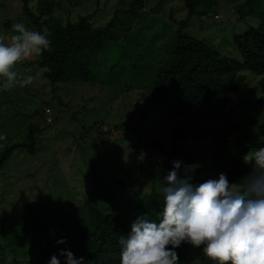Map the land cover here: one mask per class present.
I'll use <instances>...</instances> for the list:
<instances>
[{
	"label": "rangeland",
	"instance_id": "1",
	"mask_svg": "<svg viewBox=\"0 0 264 264\" xmlns=\"http://www.w3.org/2000/svg\"><path fill=\"white\" fill-rule=\"evenodd\" d=\"M57 1L60 7L55 10V16L61 22L94 12L91 22L96 27L104 26L115 10L126 8L129 2ZM35 4L36 0L28 3L34 13ZM182 4L181 0H146L144 8L137 13L139 16L121 15L123 26L116 28L115 41L106 43L88 65L96 75L95 82L56 84L53 88L36 65L39 56L29 57L15 66L18 73L31 75L33 80L29 85L0 91V135L4 137L0 139V153L24 142L29 125L37 128L36 150L29 154L24 148H18L0 167V264H27L35 252L33 246L41 231L27 224L21 233L25 213L32 215L33 220L39 213L48 216L54 211H71L86 198L97 209H113L115 179L132 184L130 193L121 196L123 203L119 206L122 215L123 211L126 216L132 215L127 204L128 199L134 200L132 189L137 191L135 188L140 183L138 191H147L148 182L140 179L149 178L148 172L156 178L161 176L157 168L166 175L172 168V161L167 163L168 159L183 161L182 148L199 165L196 173L199 183L221 173L211 159L215 138L209 132L197 136L206 127L219 129L217 119L203 111L205 115H201L196 131L198 118L192 117L195 110L171 118L148 101L154 69L170 55L177 22L186 18ZM233 4L219 0L215 20L212 16L191 18L182 33L239 60L232 36L243 32L253 21L250 18L237 21L234 12H229L237 6ZM19 22L31 28L22 13L21 0H0V37L6 43L14 34L11 25ZM252 98L247 90L238 92L232 97L230 107ZM45 107L51 112L52 124L45 123L39 113ZM239 109L242 114L231 118L232 128L224 139L226 155L242 158L263 139V115L261 110ZM176 130H186V133L180 142L175 141L177 151L173 152L174 144L169 141L171 132ZM138 140L141 150L132 155L131 146ZM156 140L167 153L157 151ZM146 144L154 148L147 150ZM101 196L109 198L108 203L101 201Z\"/></svg>",
	"mask_w": 264,
	"mask_h": 264
},
{
	"label": "trees",
	"instance_id": "2",
	"mask_svg": "<svg viewBox=\"0 0 264 264\" xmlns=\"http://www.w3.org/2000/svg\"><path fill=\"white\" fill-rule=\"evenodd\" d=\"M30 1L21 0L22 13L31 28L48 29L51 47L39 56L36 65L43 70V78L53 88L56 84L95 82L96 75L88 67L93 56L99 54L106 43L115 41L116 28L123 26L120 16L137 17L138 11L142 10L146 3V0H129L127 7L115 10L113 17L104 26L96 27L91 22L94 12L64 23L55 16V10L60 7L57 0H36L35 13L28 7ZM229 1L234 3L233 6L237 5L233 10H229L234 12L237 21L247 18L253 21L243 32L232 36V44L237 48L240 59L223 55L203 40L182 33L191 18L212 16L214 19L219 0H181L186 18L177 22L170 55L154 69L148 101L159 106L171 118H178L195 110L192 117L198 118L194 127L196 131L199 119L205 111L217 119L220 122L219 129L206 127L198 131L200 133L197 136L205 132L211 133L215 138L212 164L220 168L221 173H225L230 182H234L249 170L242 158L225 153L224 136H227L232 128L231 118L242 114L240 107H246L250 112L262 111L263 139L255 144V147L264 146V0H240L238 3H235L237 0ZM126 31L131 33L129 29ZM115 69L113 66V70ZM243 90H247L253 98L230 107L234 94ZM213 102L216 103L212 104ZM46 109L49 110L45 107L39 111L40 115L44 116L45 123ZM52 122L51 119L50 124ZM35 131L36 126L29 125L24 142L11 145L0 153V167L18 148H24L29 154L35 153ZM171 133L169 143L173 145L175 141H181L186 130ZM154 144L159 153H167L158 140ZM140 145V140L132 144V155L139 154ZM175 147L174 144L173 152L177 151ZM144 148L152 150L154 147L146 144ZM180 153L184 163L196 164L195 157L185 148H182ZM171 161L176 159L170 158L167 163ZM156 170L161 175L158 179L150 172L147 173L149 178L140 179H146L148 182L147 191H138L140 183L135 188L137 191L132 189L134 194L131 197L134 200H127L128 210L132 213L129 216H126L124 211L122 215V208L119 206L123 203L121 196L130 193L128 191L132 184L117 179L113 181V209H97L90 199L86 198L80 203L81 206L72 208L71 211H54L48 216L39 213V217L36 216L34 221L31 219L32 215L29 217L28 213H25L21 233L27 224L32 229L41 231L40 238L33 246L35 252L30 255L27 264H47L59 249H69L75 257H84L86 264H119L118 237L129 231L130 223L137 216L154 215L162 206L163 199L158 191V181L165 174L159 168ZM196 173L197 169L193 174V182L199 183ZM136 181L137 179L133 183ZM108 199L101 196V201L108 203ZM47 219L50 222L44 224ZM60 238H66V244H57L56 241ZM177 252L180 264H214L204 255L202 249L193 248L189 244H182ZM60 260L61 264H64V258L60 257Z\"/></svg>",
	"mask_w": 264,
	"mask_h": 264
},
{
	"label": "clouds",
	"instance_id": "3",
	"mask_svg": "<svg viewBox=\"0 0 264 264\" xmlns=\"http://www.w3.org/2000/svg\"><path fill=\"white\" fill-rule=\"evenodd\" d=\"M13 35L0 37V91L32 83L15 66L50 50L47 27L11 25ZM4 137L0 135V139ZM249 171L230 182L225 173L193 182L198 164L173 161L158 181L163 203L154 215L137 216L118 237L119 264H180L182 244L202 249L214 264H264V146L242 157ZM57 244H66L60 238ZM86 264L69 249H59L47 264Z\"/></svg>",
	"mask_w": 264,
	"mask_h": 264
},
{
	"label": "built area",
	"instance_id": "4",
	"mask_svg": "<svg viewBox=\"0 0 264 264\" xmlns=\"http://www.w3.org/2000/svg\"><path fill=\"white\" fill-rule=\"evenodd\" d=\"M45 114L47 115V117H46V123L47 124H50L51 123V118L48 116L49 115V110H45Z\"/></svg>",
	"mask_w": 264,
	"mask_h": 264
}]
</instances>
